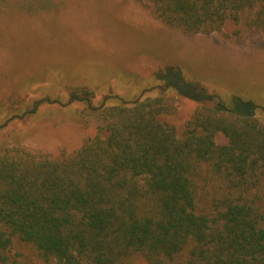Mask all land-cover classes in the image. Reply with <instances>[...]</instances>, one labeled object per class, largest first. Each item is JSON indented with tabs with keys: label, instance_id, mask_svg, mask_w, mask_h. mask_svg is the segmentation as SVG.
<instances>
[{
	"label": "trees",
	"instance_id": "obj_1",
	"mask_svg": "<svg viewBox=\"0 0 264 264\" xmlns=\"http://www.w3.org/2000/svg\"><path fill=\"white\" fill-rule=\"evenodd\" d=\"M133 1L190 36L228 20L264 30V0ZM170 69L158 79L198 102L182 138L160 119L176 112L173 98L94 105L82 89L71 99L102 124L77 149L0 152V264H29L17 243L41 264H264L260 106L210 95L179 70L167 79Z\"/></svg>",
	"mask_w": 264,
	"mask_h": 264
},
{
	"label": "rangeland",
	"instance_id": "obj_2",
	"mask_svg": "<svg viewBox=\"0 0 264 264\" xmlns=\"http://www.w3.org/2000/svg\"><path fill=\"white\" fill-rule=\"evenodd\" d=\"M167 68V79L179 70L210 95L257 104L253 117L264 123V30L228 20L220 32L190 36L133 0H0V152L15 145L49 154L77 149L102 124L71 99L82 89L94 93V105L108 95L118 99L106 105L173 98L176 112L160 119L182 138L198 102L158 79ZM215 139L226 142L221 134ZM13 252L41 264L20 243Z\"/></svg>",
	"mask_w": 264,
	"mask_h": 264
}]
</instances>
